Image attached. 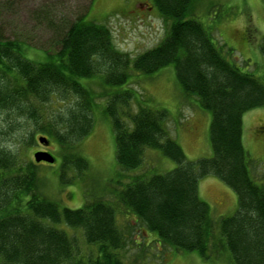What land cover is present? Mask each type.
I'll use <instances>...</instances> for the list:
<instances>
[{
  "label": "trees",
  "instance_id": "trees-1",
  "mask_svg": "<svg viewBox=\"0 0 264 264\" xmlns=\"http://www.w3.org/2000/svg\"><path fill=\"white\" fill-rule=\"evenodd\" d=\"M152 1L170 23L161 42L133 61L114 46L104 23L85 21L86 15L59 25L58 50L47 52L44 61L26 56L19 41L0 38V113L10 120L9 126L0 124V131L14 141L10 147L0 140V264H128L124 250L129 241L112 204L96 198L76 209L60 208L42 195L37 163L19 160L36 135L45 134L57 145L61 179L69 168L81 176L89 163L76 147L93 131L98 97L107 99L105 112L113 123L122 170L140 167L146 147L177 163L166 173L136 175L128 182L117 194L127 212L157 233L167 248L197 251L206 261L229 250L234 264H264V187L250 176L243 144L244 114L264 107V82L230 62L204 25L187 17L194 0ZM260 47L264 55V37ZM169 64L184 92L197 94L201 107L212 113L211 157L187 159L165 126L166 109L141 103L129 114V129L119 108L133 100L130 88L121 93L104 89L97 96L79 80L100 76L105 84L123 85L131 65L152 74ZM56 103L64 105L54 108ZM209 175L237 194L233 215L214 219L200 198V179ZM63 226L80 230L82 238ZM133 245L141 252L135 259L139 264L149 245Z\"/></svg>",
  "mask_w": 264,
  "mask_h": 264
},
{
  "label": "rangeland",
  "instance_id": "rangeland-1",
  "mask_svg": "<svg viewBox=\"0 0 264 264\" xmlns=\"http://www.w3.org/2000/svg\"><path fill=\"white\" fill-rule=\"evenodd\" d=\"M84 15L85 21L104 23L111 32L114 46L129 54L132 61L161 42L170 23L162 17L152 0H0V38L19 41L25 46L26 56L44 61L48 59L47 52L52 54L58 50L59 25L64 21L73 23ZM187 17L195 18L204 25L230 62L264 82V55L260 47L264 37V0H194ZM227 48L233 52L228 53ZM128 72L130 76L127 84L123 85L105 84L100 76L79 80L85 86H90L97 96L104 89L121 93L130 88L134 94L133 100L129 107L119 108V115L129 129L133 128L129 114L136 113L141 103L152 109H166L168 119L165 126L170 136L181 145L187 159L213 156L210 133L212 113L201 107L197 94L184 92L174 64L152 74L138 72L131 65ZM97 102L99 104L93 113V131L76 147V151L89 163L81 176L69 168L64 180L61 179L63 168L57 145L52 142L46 148L38 141L39 136L45 134H37L34 145L20 154L19 160L25 158L35 161V152L45 148L57 157L54 164L37 163L42 195L57 202L60 208L76 209L96 198L112 204L117 209L118 223L125 230L129 241V247L124 250L125 262L128 264H136V256L141 253L133 241L149 245L139 264H234L229 250L223 251L217 259L206 261L197 251L167 248L162 245L157 233L147 229L135 215L127 212L117 194L128 182L136 175L150 177L166 173L176 168L177 163L161 150L146 147L140 167L122 170L117 161L113 123L105 112L107 99L98 97ZM62 105L56 103L53 107ZM8 122L4 121L0 113V124L9 126ZM262 127L264 107L245 112L243 144L248 153L250 176L264 187ZM0 140L10 147L14 143L13 138L6 137L2 131ZM199 195L210 205L216 220L233 215L238 208L235 191L215 175L200 179ZM63 227L69 235L75 234L82 238L80 230ZM132 227L135 229L132 230Z\"/></svg>",
  "mask_w": 264,
  "mask_h": 264
},
{
  "label": "water",
  "instance_id": "water-1",
  "mask_svg": "<svg viewBox=\"0 0 264 264\" xmlns=\"http://www.w3.org/2000/svg\"><path fill=\"white\" fill-rule=\"evenodd\" d=\"M38 140L39 143L44 146L50 145V141L46 136H40ZM34 159L37 163L46 162L49 164H53L56 162V157L51 152L43 150L36 151L34 154Z\"/></svg>",
  "mask_w": 264,
  "mask_h": 264
},
{
  "label": "flooded vegetation",
  "instance_id": "flooded-vegetation-1",
  "mask_svg": "<svg viewBox=\"0 0 264 264\" xmlns=\"http://www.w3.org/2000/svg\"><path fill=\"white\" fill-rule=\"evenodd\" d=\"M49 147V146H48ZM40 150H47V149H40ZM40 163H42V164H48V163H46V162H40Z\"/></svg>",
  "mask_w": 264,
  "mask_h": 264
}]
</instances>
